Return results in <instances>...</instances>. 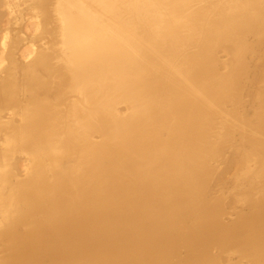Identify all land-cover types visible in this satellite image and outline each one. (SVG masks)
Masks as SVG:
<instances>
[{
    "label": "bare ground",
    "instance_id": "6f19581e",
    "mask_svg": "<svg viewBox=\"0 0 264 264\" xmlns=\"http://www.w3.org/2000/svg\"><path fill=\"white\" fill-rule=\"evenodd\" d=\"M257 1L36 0L46 44L18 76L0 77V103L20 109V122L0 126V264H215L213 249L232 247L264 257V106L237 115L224 105L253 43L245 32L264 36L249 13ZM218 44L227 60L214 81ZM210 87L221 91L214 110ZM229 123L245 133L240 225H224L204 194ZM12 151L28 155L23 179Z\"/></svg>",
    "mask_w": 264,
    "mask_h": 264
},
{
    "label": "rangeland",
    "instance_id": "374dc122",
    "mask_svg": "<svg viewBox=\"0 0 264 264\" xmlns=\"http://www.w3.org/2000/svg\"><path fill=\"white\" fill-rule=\"evenodd\" d=\"M35 4L36 0H0V77L4 76L6 71L8 73L9 69L13 71V76H18L21 70H24L23 67L32 60L37 47L46 44V40L40 36V21L39 15L35 10ZM256 5L250 8L249 13L252 15V19L255 22L260 21L264 23V0H258ZM174 26L178 31L181 30L177 21L174 22ZM227 27V24H224L221 31L226 30ZM254 35L255 33L253 32H245L247 43L248 41L253 43H248L250 49L245 53V65L241 66L240 74L237 77L236 97L230 98L224 103L225 107L233 110L237 115H244V110L264 106V36L262 39H260V37L256 39ZM5 45L8 47L6 48ZM11 46H13L12 50L14 48V53L12 52L14 54L13 56L17 59V65L20 67L17 66L18 68L15 67L16 69L13 67L14 70L8 65L10 62L5 55L8 53V48H11ZM4 47L6 50H4ZM198 50L195 42H192L190 46L187 47L189 53L193 51L197 52ZM199 53L200 50L198 51V54ZM28 58L30 60H27ZM226 60L225 48L218 44L214 50L213 56L210 58L209 66L214 81H217L218 79L216 80V77L225 71L224 62ZM6 68L9 69L7 70ZM40 90V97H46L48 93V98L51 99L54 94L53 90L49 92L48 90ZM208 91L211 96L210 108L213 110L219 108L221 91L213 87H210ZM26 97L28 98L24 93H19L17 95L19 100H25ZM4 102L5 101L0 103V126H2L1 124L10 122H20L19 107H16V104L12 106V102L10 101L6 102H10L11 104H5ZM120 107L122 111H125V104H122ZM253 135H255V137L259 136L258 134L256 135V133ZM263 135L264 134L261 135L262 137L260 136L261 138L259 137V140L264 139ZM244 136L245 133L242 130V126L235 127L232 123L224 126L220 136L222 156L220 158L214 156L210 160L209 170L204 179V194L207 198L218 201L217 206L220 209L219 215L224 225L235 222L240 225L245 220V214L240 212L243 207V210L246 209V206L242 202H236V196L240 195V190L238 191L237 187V180L241 173V167L239 166L240 156H242L243 152L242 142ZM2 137L3 131L0 132V149ZM199 139L200 135L197 132L194 145L199 144ZM12 152H9L12 153V156H9L11 159L10 163L8 157V167H10V169L12 168L14 179H23L26 177L29 170L30 164L28 155L23 151ZM255 162L256 154H249L247 165H254ZM195 219V214H190L186 219L187 225H191ZM213 251L211 257L215 264H264L263 256H261L263 260H260L262 259L260 257L258 258L259 262L255 263L257 259L254 261L250 258L247 259L240 256L238 248L235 247L222 249L214 248ZM205 264L212 263L206 262Z\"/></svg>",
    "mask_w": 264,
    "mask_h": 264
}]
</instances>
